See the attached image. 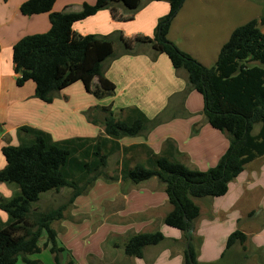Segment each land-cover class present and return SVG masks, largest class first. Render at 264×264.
Masks as SVG:
<instances>
[{"label": "crops", "instance_id": "crops-1", "mask_svg": "<svg viewBox=\"0 0 264 264\" xmlns=\"http://www.w3.org/2000/svg\"><path fill=\"white\" fill-rule=\"evenodd\" d=\"M25 1L0 0V168L7 164L2 148L15 143L14 136L17 138L18 128L23 125L47 131L55 140L103 134V124H95L89 118L90 110L98 105L111 106L112 110L138 107L149 118L140 135L120 140L122 146L145 143L156 154L166 152L188 167L202 171L219 163L230 146L228 134L209 123L204 97L189 84L187 71L176 69L169 56L152 45L127 51L121 43L114 44L118 55L107 58L103 63L105 76L115 85L112 96L97 98L94 95L97 77L89 80L90 87L75 77L56 92L51 103L36 97L33 80L18 85L19 74L15 72L13 62L14 45L25 36L47 32L51 26L47 12L24 15L21 6ZM201 1L199 5L203 7L194 6L192 0L185 1L172 23L169 38L204 65L213 66L238 24L222 9L217 7L212 11ZM95 2L56 0L53 11L63 14L80 12L86 3ZM113 8L115 11L103 9L76 22L74 32L85 36L120 31L127 38H152L159 19L169 13L170 4L167 1L143 0L129 20L123 19L130 10L122 3H114ZM260 129L261 125L254 134H258ZM169 139L175 147H167ZM123 156L119 151L109 157L108 174L119 173ZM131 156L130 153L127 158ZM144 158L132 159L130 166ZM11 194L10 190L3 195ZM87 196L86 201L79 196L72 213L57 221L61 222L58 240L62 238L64 241V237L71 238L70 233H78L73 232V219L80 211L90 215L100 211L98 220L103 219L101 228L109 224L112 216H117L118 227L103 234L100 243L104 250L97 257L90 254V261L88 258H76L77 264H185L188 241L182 230L164 222L173 206L165 184L157 177L139 184L130 180L109 182L100 178ZM195 200L201 213L194 223L192 244L199 263L264 264V155L246 164L243 172L230 182L226 195ZM82 205L84 207L80 210ZM90 205L95 206L91 213ZM79 227L82 228V224ZM84 229H80L79 235H85ZM131 229L135 233L161 230L165 239L160 244L148 246L141 258L126 255L118 241L107 242L113 234L127 236ZM237 230L244 233L247 240L227 247L229 236ZM62 244L72 249L68 242Z\"/></svg>", "mask_w": 264, "mask_h": 264}, {"label": "trees", "instance_id": "trees-1", "mask_svg": "<svg viewBox=\"0 0 264 264\" xmlns=\"http://www.w3.org/2000/svg\"><path fill=\"white\" fill-rule=\"evenodd\" d=\"M155 1H167L170 11L159 19L152 38H127L120 31L79 36L73 29L76 22L100 10L115 11L114 3H122L130 10L123 19H132L143 0H96L95 4L86 3L82 11L68 14L53 11L56 0L25 1L21 6L24 15L47 12L51 26L47 32L25 36L14 45L17 84L21 86L33 80L36 97L51 103L56 92L75 77L87 87L89 80L97 77L94 95L112 96L115 85L105 76L103 63L118 55L114 44L121 43L127 51L138 50L136 46L140 43L152 45L166 53L176 69L187 71L189 84L204 97L209 123L230 138L227 152L216 166L202 171L188 167L166 152L156 154L145 143L122 146V138L140 135L150 121L138 107L112 110L111 106H95L94 110L105 113L103 120L89 113L93 123L104 126V133L96 137L55 140L47 131L23 125L18 128L20 144L2 148L7 164L0 170V182L15 184L16 191L11 198L0 197V209L9 216L6 222L0 219V264H16L19 257L24 264H39L29 254L41 252L43 237H46L44 248H49L60 264L59 255L64 247L59 246L53 223L63 218L67 205L46 212L34 210L33 205L40 201L42 193L59 192L65 187L72 189L68 204H73L79 196L88 194L100 178L139 184L157 177L165 184L173 206L164 222L182 230L188 241L191 225L201 213L195 199L226 195L230 182L243 172L246 164L264 155V30L261 27L264 16L238 26L222 46L216 63L206 66L169 38L172 23L186 0ZM256 124L261 125L258 134L253 133ZM166 145L175 147L170 139ZM119 151L124 155L121 170L110 175L106 172L109 157ZM143 156V160L130 166L132 159ZM164 239L161 230L130 234L123 250L128 256L141 258L148 246L160 244ZM246 240L244 233L234 231L227 247ZM69 264L77 262L71 258ZM185 264H201L192 239L189 250H185Z\"/></svg>", "mask_w": 264, "mask_h": 264}, {"label": "rangeland", "instance_id": "rangeland-1", "mask_svg": "<svg viewBox=\"0 0 264 264\" xmlns=\"http://www.w3.org/2000/svg\"><path fill=\"white\" fill-rule=\"evenodd\" d=\"M192 1L194 6H199V7L204 6V5H199L202 2L201 0H192ZM203 4L209 6L212 11L213 8H217V7L222 9V12L225 13V15H227L228 17H231L232 21L236 22L238 26L246 23L248 20L252 18L258 17L260 19L262 16H264V0H203ZM221 19L223 20L222 16ZM261 27L264 29V24H262ZM145 46L146 44L140 43L136 47L142 49ZM97 84L98 82L94 84V89L96 88ZM90 113H92V117L95 116L99 118V120H103L105 117V114L102 111H97L94 110L93 108L90 110ZM259 127L260 124H256L253 133H257ZM14 137H15V143L12 145H19L20 138L18 136V131H17V138L16 136ZM4 143L7 144L8 142L4 140ZM0 155H2L1 151H0ZM3 168L4 166L0 168V170ZM10 190L12 191V194L10 196L3 195V194H8ZM15 191H16L15 184L0 182V197L11 198L14 196ZM71 192L72 189L65 187L62 188L59 192L55 190H50L48 192L42 193L40 201L34 203L33 205L34 210L46 212L51 209H56L62 205H67L63 213L64 215H69L72 213L75 205L74 203L68 204L69 199L71 197ZM88 194L81 196V199L83 201H86L88 199L87 198ZM82 207H84V205L80 207V210L82 209ZM98 208L101 209L102 206L99 205ZM91 209H95V206L90 205V213H91ZM99 212L100 211L94 213L93 215H90L89 213L84 214L83 212L80 211V213L78 212L79 213L78 215L77 213L75 214L77 216H75V218L73 219L75 225L73 227L74 230L73 232L77 231L78 233L77 234L70 233L71 238L64 237V241L71 244L70 248H72L73 250L68 249L65 245L62 244V242H64L62 238H60L62 241L59 239L60 240L58 242L59 246L64 247L63 251L59 255L60 264H69L71 258H74L75 260L76 258L77 259L80 258V260L83 258H88L87 261H90L92 259V256L90 254H93L97 257V255L104 250V245L102 246L100 243L101 238L103 234H105L109 229L114 230L116 227H118L116 221L117 219H119V217L112 216L109 219L110 221L109 224H107L105 228H101V225L103 223L101 220L103 219L100 218L98 220V217H100V215L98 214ZM4 218L6 219L4 220ZM8 218L9 216L7 212L0 209V219L4 220L3 222H6ZM57 221L59 220H56L53 223V227L56 229V231H60L61 226H59V224L61 222H57ZM81 224H82V228H85L84 229L85 235L83 234L79 235L80 229H82L79 227ZM128 232L129 233L127 236L126 235L120 236L118 234H113L107 242L112 243L113 241H118L119 244L122 245L121 247L123 248V245L127 241L128 236L130 234L135 233L134 229H131V231ZM45 241H46V237L41 238L40 240V246L42 248L41 252L29 254V257L38 260L39 264H57L55 260V254H53L49 248H44ZM106 247H109V245L106 244ZM73 251L75 255L73 254ZM16 264H24L22 257H19Z\"/></svg>", "mask_w": 264, "mask_h": 264}, {"label": "water", "instance_id": "water-1", "mask_svg": "<svg viewBox=\"0 0 264 264\" xmlns=\"http://www.w3.org/2000/svg\"><path fill=\"white\" fill-rule=\"evenodd\" d=\"M194 228H195V224L192 223V225H191V231L188 234V242H187V245H186L188 250H189V246H190V242H191V239H192V234H193Z\"/></svg>", "mask_w": 264, "mask_h": 264}]
</instances>
